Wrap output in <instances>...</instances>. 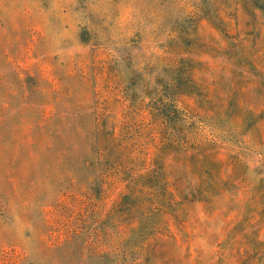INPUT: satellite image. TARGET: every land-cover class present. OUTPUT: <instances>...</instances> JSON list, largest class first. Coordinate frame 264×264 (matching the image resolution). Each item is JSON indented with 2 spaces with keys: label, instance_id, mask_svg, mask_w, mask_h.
<instances>
[{
  "label": "rangeland",
  "instance_id": "rangeland-1",
  "mask_svg": "<svg viewBox=\"0 0 264 264\" xmlns=\"http://www.w3.org/2000/svg\"><path fill=\"white\" fill-rule=\"evenodd\" d=\"M124 231V264H264V0H0V264Z\"/></svg>",
  "mask_w": 264,
  "mask_h": 264
},
{
  "label": "trees",
  "instance_id": "trees-1",
  "mask_svg": "<svg viewBox=\"0 0 264 264\" xmlns=\"http://www.w3.org/2000/svg\"><path fill=\"white\" fill-rule=\"evenodd\" d=\"M107 141L109 142V144L112 143L113 147H115L117 149V151L120 154H122V150L125 149V144L123 141H119V139H117L115 137L114 133L109 134ZM192 150H195V149L192 148ZM197 157H198V154L196 152H192L188 155L187 160H188V162L191 163L192 159H197ZM196 163H197V166L199 168L198 170L202 169V165H201L202 163L200 164L197 161H196ZM197 177L200 179L203 178V172L199 171V175H197ZM124 181H126V180H124ZM135 188L136 189H132L131 191H129L127 193H128V195H131V196H137L138 197L137 200H139L144 195V189L145 188L144 187L140 188L137 186ZM126 189L129 190V188H127V187H126ZM135 208H136V205L132 206L130 211L125 215L128 218V221L125 223V227H127V228L132 227V230H133V226L136 224V222L138 220V216H137L138 212ZM140 214H142V213H140ZM124 234H125V231L123 234L121 233L122 236L120 234L116 237H113L111 235V239L109 241V244L107 246L106 253H105L107 255V257H109V256L115 257V260L113 262H111V264H124L125 263V261L122 258H120L118 255V254H120L121 250H124L123 246L120 243L122 241V238L124 237ZM95 252L98 253L99 251L96 250ZM22 261H23L22 257L20 258V256H19L18 260L15 261L13 264H22Z\"/></svg>",
  "mask_w": 264,
  "mask_h": 264
}]
</instances>
